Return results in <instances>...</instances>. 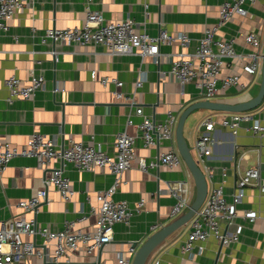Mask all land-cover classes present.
<instances>
[{"label":"crops","instance_id":"1","mask_svg":"<svg viewBox=\"0 0 264 264\" xmlns=\"http://www.w3.org/2000/svg\"><path fill=\"white\" fill-rule=\"evenodd\" d=\"M219 6V0H95L92 3L91 9L98 11L108 23L132 20L144 25L150 37L163 30L170 36L181 33L190 39L187 49H182L177 42L161 46L158 63L151 57L141 58L136 49L130 55L111 56L99 45L81 47L42 41L47 30L82 29L86 18L83 0H37L16 10L12 20L7 22L8 31L0 32V142L21 149L32 133H39L51 140L57 151L73 141L86 145L96 143L106 153L113 154L114 138L119 131L125 130L129 136L135 134L133 126L126 125L130 108L118 101L113 93L133 92L134 83L140 76L143 84L134 98L143 115L155 123H163L170 113L175 118V132L185 109L204 99L198 96L194 82L184 86L174 82L169 75L172 57L166 55L194 51L204 29L216 25ZM246 11L248 14L244 18L234 15L218 30L215 38L234 37V49L245 55L262 53L264 4L256 1L246 7ZM248 34L259 39L260 47L245 43ZM225 64L220 78L242 73L243 62L226 61ZM229 64L231 67L227 66ZM32 76L43 79L42 88L28 100L7 102L9 95L3 81L15 77L21 84L28 85ZM103 78L117 80L121 86L115 87L110 82L101 85ZM259 78V75L251 78L241 74L239 82L246 85L244 90L219 87L212 102L235 105L250 101L258 93ZM260 111L264 113V98L258 108L248 112ZM223 114L227 113L201 109L185 119L182 134L194 160L193 144L198 137V124L206 118L219 119ZM132 121L138 124L141 118L133 116ZM261 124L264 126V121ZM174 132L171 144L160 141L157 147L147 149L137 139L135 157L152 161L170 146L177 153ZM211 137L213 146L206 162L208 170L198 166L206 176L207 191L213 186L222 188L233 218L231 224L220 220V231L237 233V242L221 246L209 239L203 244L195 243L193 255L188 256L179 249L189 229L186 224L155 248L145 264H264V224L259 218L252 222L245 219V215L264 216V194H259L252 186L245 187L241 201L232 205L238 177L257 162L264 165V137L255 138L243 128L234 137L219 126H215ZM50 168H62L70 180L74 190L71 202H64L55 189L49 188L47 202L40 205L35 214L24 213L17 204L29 200L41 188L42 179L49 171L38 168L32 158L15 157L0 175V222L9 218L34 219L38 227L58 232L63 222L69 220L74 222L75 229L93 232L98 208L96 194L112 185L113 176L107 170L78 171L70 164L62 166L60 160H54L48 170ZM189 177L182 160L173 170L158 167L146 172L140 171L137 160H133L130 168L121 175L113 195L114 200L125 201L132 210L128 223L114 225L111 241L99 251L87 253L82 250L71 255V264H91L95 256L102 264H116L117 255L131 263L133 254L129 249L132 245L139 247L155 231L172 221L170 213L175 199L170 195L167 183ZM260 178L264 181L263 170ZM193 189L194 198V186ZM140 200L142 206H138ZM22 240L41 245L38 236L34 239L24 235ZM199 246H202L200 254L197 253ZM52 247L53 242L50 249ZM30 264L41 262L31 258Z\"/></svg>","mask_w":264,"mask_h":264},{"label":"built area","instance_id":"2","mask_svg":"<svg viewBox=\"0 0 264 264\" xmlns=\"http://www.w3.org/2000/svg\"><path fill=\"white\" fill-rule=\"evenodd\" d=\"M37 0H0V32H7V22L12 20L14 12L25 5L33 4ZM220 9L216 25L205 28L202 36L197 40V45L192 52H180L166 55L172 57L169 75L181 86L194 82L198 90V96L205 101H212L218 93L219 87H234L240 91L246 88L241 84V74L251 78L260 76L262 53H249L245 55L236 52L234 49V37L230 39L215 38L218 30L225 26L234 16L246 17L248 12L246 7H250L256 1L264 0H219ZM95 0H83L86 18L82 29H62L47 30L42 35V41L50 40L53 43L62 45L88 46L99 45L103 47L109 55H130L134 49L139 51V56L151 57L154 63H158L159 48L169 46L175 42L182 49L190 46V39L185 34L170 36L166 31L159 30L155 37H150L144 25L140 26L132 20H123L115 23L106 22L98 11L91 9ZM141 30V31H138ZM245 43L253 47H260V41L253 34H248L244 38ZM52 55L55 53L52 52ZM226 61L243 62L241 74H228L219 77ZM231 67V65H227ZM41 77L32 76L28 85H23L15 78L10 77L3 81V85L8 92L7 102L15 99L28 100L43 86ZM113 84L120 87L117 80L101 79L100 84ZM143 77H139L134 83V91L130 93L115 91L113 95L118 101L126 104L130 108L126 125L133 126L135 134L129 136L125 130L119 131L114 138V152L108 154L101 149L99 144L86 145L69 141L60 151L55 149L51 140H47L44 135L32 133L21 149L11 147L8 143L0 142V175L6 169L8 163L15 157L32 158L36 166L42 171H49L48 176H44L41 188L36 190L34 195L27 201L17 204L24 213L35 214L37 208L47 202V190L55 189L64 202H71L74 190L70 180L64 175L62 168L55 169L48 166L54 160H60L62 166L70 164L74 169L83 172H93L95 170H107L114 180L112 185L96 194L98 208L96 212L95 230L91 233H83L80 229H75L74 222L66 220L63 227L58 232H52L47 228L38 227L34 219L25 221L23 218H9L0 222V264H30V259L35 258L41 264H71L70 257L82 250L90 253L99 251L105 244L111 241L112 228L116 224L128 223L132 216V210L125 201L113 199L116 193L121 175L130 168L133 160H137L140 171L146 172L148 169L163 167L173 170L181 165V158L176 153L173 146L162 153H158L154 160L146 161L144 158H136L134 147L137 139L141 141L143 148L157 147L160 141L171 144L175 118L168 113L163 123H155L152 119L143 115L142 109L135 101V93L142 87ZM55 91V90H54ZM140 117L138 124H133L132 117ZM264 113L262 111L252 113H227L219 119L206 118L197 126L198 137L193 144V150L197 165H201L207 171L206 162L212 154L213 139L211 134L215 126L225 128L236 137L242 128L250 132L255 138L264 137ZM264 171V165L259 162L246 169L238 177L235 186L232 205L238 204L243 197L245 187L252 186L259 194H264V181L260 178V172ZM190 175V174H189ZM191 176L188 180H181L167 183L170 195L175 199L174 206L170 213L172 220L183 215L193 201V189ZM143 201L138 202L142 206ZM93 212V210H91ZM233 214L230 206L226 203L222 188L213 186L207 191V195L202 206L195 213L193 218L187 223L188 232L184 242L179 246L180 251L188 256L193 255L195 243L203 244L209 239H213L221 246H229L237 242V233H221L219 227L220 220H226L231 224ZM256 218L261 219L264 224V216L245 215L249 222ZM156 230V228H153ZM31 236L34 239L41 238V245L36 246L35 242H24L22 236ZM53 247L50 249V243ZM202 246L197 248V253H201ZM134 255L135 251L129 249ZM91 264H102L95 256ZM116 264H130L128 260L120 255L116 257Z\"/></svg>","mask_w":264,"mask_h":264},{"label":"water","instance_id":"3","mask_svg":"<svg viewBox=\"0 0 264 264\" xmlns=\"http://www.w3.org/2000/svg\"><path fill=\"white\" fill-rule=\"evenodd\" d=\"M263 98H264V44H263L261 70H260V85L256 97H254L253 99H251L246 103L235 104V105L220 104L205 100L200 101L185 109V111L179 117L174 132L176 150L192 178L195 187V196L193 198V201L189 205L187 211L183 215L172 220L169 224L155 231L139 247H136V245H132V249L135 250V253L133 255L130 264H145L148 256L151 254L153 250H155V248H157L176 230H178L182 226H185L193 218L195 213L202 206L205 197L207 195L206 176L204 175L203 171L199 168V166L193 159L183 138V134H182L183 124L187 116L192 112L201 109L213 111V112H224V113H233V114L244 113L258 108L262 103Z\"/></svg>","mask_w":264,"mask_h":264},{"label":"rangeland","instance_id":"4","mask_svg":"<svg viewBox=\"0 0 264 264\" xmlns=\"http://www.w3.org/2000/svg\"><path fill=\"white\" fill-rule=\"evenodd\" d=\"M260 79V78H259Z\"/></svg>","mask_w":264,"mask_h":264}]
</instances>
